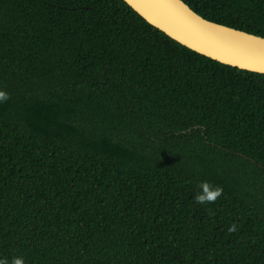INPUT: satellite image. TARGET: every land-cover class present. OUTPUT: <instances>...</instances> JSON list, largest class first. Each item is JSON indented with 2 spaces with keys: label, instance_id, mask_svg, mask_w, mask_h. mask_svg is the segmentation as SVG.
I'll return each instance as SVG.
<instances>
[{
  "label": "trees",
  "instance_id": "obj_1",
  "mask_svg": "<svg viewBox=\"0 0 264 264\" xmlns=\"http://www.w3.org/2000/svg\"><path fill=\"white\" fill-rule=\"evenodd\" d=\"M183 1L264 37V0ZM0 90L9 264H264V73L124 0H0Z\"/></svg>",
  "mask_w": 264,
  "mask_h": 264
},
{
  "label": "water",
  "instance_id": "obj_2",
  "mask_svg": "<svg viewBox=\"0 0 264 264\" xmlns=\"http://www.w3.org/2000/svg\"><path fill=\"white\" fill-rule=\"evenodd\" d=\"M148 23L214 60L264 73V37L208 20L183 0H124Z\"/></svg>",
  "mask_w": 264,
  "mask_h": 264
},
{
  "label": "clouds",
  "instance_id": "obj_3",
  "mask_svg": "<svg viewBox=\"0 0 264 264\" xmlns=\"http://www.w3.org/2000/svg\"><path fill=\"white\" fill-rule=\"evenodd\" d=\"M10 99V94L5 90H0V103L7 102ZM201 191L197 192L194 197V201L200 205L215 203L223 194V188L220 186H213L208 181H202L199 185ZM237 230L235 223L230 225L227 229L229 233H233ZM0 264H9L7 258H0ZM11 264H25L22 256L14 257L11 260Z\"/></svg>",
  "mask_w": 264,
  "mask_h": 264
}]
</instances>
